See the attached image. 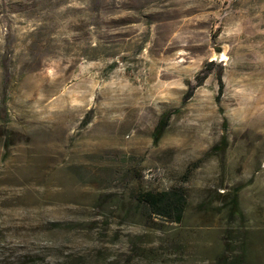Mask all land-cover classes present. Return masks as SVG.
<instances>
[{"label": "rangeland", "instance_id": "374dc122", "mask_svg": "<svg viewBox=\"0 0 264 264\" xmlns=\"http://www.w3.org/2000/svg\"><path fill=\"white\" fill-rule=\"evenodd\" d=\"M0 264H264V0H0Z\"/></svg>", "mask_w": 264, "mask_h": 264}, {"label": "trees", "instance_id": "16d2710c", "mask_svg": "<svg viewBox=\"0 0 264 264\" xmlns=\"http://www.w3.org/2000/svg\"><path fill=\"white\" fill-rule=\"evenodd\" d=\"M220 88L223 92L222 77H220ZM165 127L166 121L163 120L156 129V138L161 136ZM132 196L137 200V205L144 207L148 214L175 221L182 220L189 204L187 190L177 185L161 190L139 188L133 191ZM228 204L230 213L239 211V192L237 190L232 193V198Z\"/></svg>", "mask_w": 264, "mask_h": 264}, {"label": "water", "instance_id": "95a60500", "mask_svg": "<svg viewBox=\"0 0 264 264\" xmlns=\"http://www.w3.org/2000/svg\"><path fill=\"white\" fill-rule=\"evenodd\" d=\"M216 52L220 54V53L222 52V49L218 47V48L216 49Z\"/></svg>", "mask_w": 264, "mask_h": 264}]
</instances>
